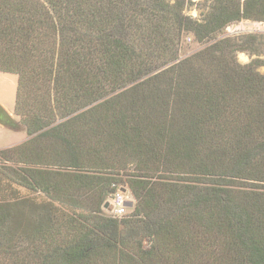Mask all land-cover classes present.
<instances>
[{"label":"trees","instance_id":"trees-1","mask_svg":"<svg viewBox=\"0 0 264 264\" xmlns=\"http://www.w3.org/2000/svg\"><path fill=\"white\" fill-rule=\"evenodd\" d=\"M242 20L264 0H0L27 134L0 149V264H264V35L225 34Z\"/></svg>","mask_w":264,"mask_h":264},{"label":"rangeland","instance_id":"rangeland-1","mask_svg":"<svg viewBox=\"0 0 264 264\" xmlns=\"http://www.w3.org/2000/svg\"><path fill=\"white\" fill-rule=\"evenodd\" d=\"M198 1H203V0H198ZM198 8L199 7L194 6L188 11V13L194 17H197L199 16V12H200V9ZM248 33H256L259 35H264V22L242 20L239 23L230 25L225 32L226 35H230V36L243 35ZM201 48L202 46L196 44L192 40L190 39L186 40V44L184 45V49H183V56L192 54ZM238 59L240 63L247 64L250 62L251 57L249 56V54L240 53L238 55ZM260 72L264 74V67L260 69ZM17 84H18V77L16 75L0 73V105L3 106V108L6 111H8L11 115H13L14 120L17 123H19L20 117L15 114ZM0 127H1L0 149L15 146L27 140V134L25 131L22 130L18 131L5 126H0ZM123 179H126V177H123ZM125 189H127V195L130 197L131 201L134 202V199L127 186L125 187ZM107 210H108L107 208H104L106 214H107Z\"/></svg>","mask_w":264,"mask_h":264},{"label":"built area","instance_id":"built-area-1","mask_svg":"<svg viewBox=\"0 0 264 264\" xmlns=\"http://www.w3.org/2000/svg\"><path fill=\"white\" fill-rule=\"evenodd\" d=\"M122 189L123 187L118 186L108 202V207L111 209L107 210V215L115 219L126 216L130 209L127 204L131 199Z\"/></svg>","mask_w":264,"mask_h":264},{"label":"water","instance_id":"water-1","mask_svg":"<svg viewBox=\"0 0 264 264\" xmlns=\"http://www.w3.org/2000/svg\"><path fill=\"white\" fill-rule=\"evenodd\" d=\"M198 0H194L196 2ZM0 125L5 127H10L12 129H16L17 122L14 120L13 115H11L8 111H6L3 106L0 105ZM124 192H127V189H122ZM129 208H133L134 202L130 201L128 204ZM105 208L111 209V207H108V203L105 205Z\"/></svg>","mask_w":264,"mask_h":264},{"label":"crops","instance_id":"crops-1","mask_svg":"<svg viewBox=\"0 0 264 264\" xmlns=\"http://www.w3.org/2000/svg\"><path fill=\"white\" fill-rule=\"evenodd\" d=\"M0 126H2V125H0ZM1 128V127H0Z\"/></svg>","mask_w":264,"mask_h":264}]
</instances>
